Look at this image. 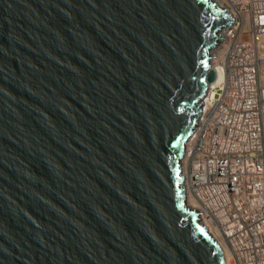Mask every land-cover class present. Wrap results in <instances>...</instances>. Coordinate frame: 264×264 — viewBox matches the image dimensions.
I'll return each mask as SVG.
<instances>
[{
    "label": "water",
    "instance_id": "obj_1",
    "mask_svg": "<svg viewBox=\"0 0 264 264\" xmlns=\"http://www.w3.org/2000/svg\"><path fill=\"white\" fill-rule=\"evenodd\" d=\"M228 15L0 0V264H225L181 159Z\"/></svg>",
    "mask_w": 264,
    "mask_h": 264
},
{
    "label": "built area",
    "instance_id": "obj_2",
    "mask_svg": "<svg viewBox=\"0 0 264 264\" xmlns=\"http://www.w3.org/2000/svg\"><path fill=\"white\" fill-rule=\"evenodd\" d=\"M233 19L181 159L185 194L232 264H264V0H213Z\"/></svg>",
    "mask_w": 264,
    "mask_h": 264
},
{
    "label": "bare ground",
    "instance_id": "obj_3",
    "mask_svg": "<svg viewBox=\"0 0 264 264\" xmlns=\"http://www.w3.org/2000/svg\"><path fill=\"white\" fill-rule=\"evenodd\" d=\"M193 135V133H192ZM191 135V136H192ZM191 137H189V139H187L186 141V144L188 142V140H190ZM185 144V146H186ZM183 158V157H182ZM185 202H186V205H188L190 207V209H193L191 204H192V201L191 199L188 197V195L185 194ZM200 222L201 224L205 227L206 231L217 241V243L219 244L221 250H222V254H223V257H224V261H225V264H232L231 262V257H230V254L223 242V240L221 239V237L218 235V233L211 227V226H207V223H205L204 221H202L200 219Z\"/></svg>",
    "mask_w": 264,
    "mask_h": 264
},
{
    "label": "rangeland",
    "instance_id": "obj_4",
    "mask_svg": "<svg viewBox=\"0 0 264 264\" xmlns=\"http://www.w3.org/2000/svg\"><path fill=\"white\" fill-rule=\"evenodd\" d=\"M232 262V261H231Z\"/></svg>",
    "mask_w": 264,
    "mask_h": 264
}]
</instances>
